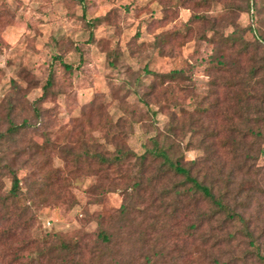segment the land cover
<instances>
[{"label": "rangeland", "instance_id": "374dc122", "mask_svg": "<svg viewBox=\"0 0 264 264\" xmlns=\"http://www.w3.org/2000/svg\"><path fill=\"white\" fill-rule=\"evenodd\" d=\"M103 17L98 26L87 24ZM161 38L169 42L159 44ZM56 57L73 69L64 70ZM260 63L264 0H0V132L10 123L28 124L14 142L0 139V197L14 172L16 207L28 210L17 223L29 225L11 237L0 233L2 264L35 258L58 264L59 240L80 243L82 264H149L151 246H142L136 234L154 212L147 195L138 200L130 186L138 156L155 137L172 143L176 158H217L230 168L234 159L220 141L239 139L235 94L221 80L240 78ZM145 69L181 70L174 96L160 89L147 96L152 78ZM50 73L54 85L41 98ZM249 101L257 108L262 103ZM208 145L214 152H206ZM84 149L109 158L118 149L130 154L122 169L106 172L95 162L76 169L64 160V150ZM256 166L260 174L251 175L258 182L246 198V214L264 252V153ZM121 207L129 212L123 218ZM10 224L2 222L0 232ZM100 227L113 235L108 249L97 239ZM191 247L186 259L162 249L155 264H261L244 259V241L213 249L196 240ZM48 250L52 260L38 257Z\"/></svg>", "mask_w": 264, "mask_h": 264}, {"label": "trees", "instance_id": "16d2710c", "mask_svg": "<svg viewBox=\"0 0 264 264\" xmlns=\"http://www.w3.org/2000/svg\"><path fill=\"white\" fill-rule=\"evenodd\" d=\"M78 1L83 3L86 0ZM104 20L105 17L96 18L93 21H87V24L94 27ZM225 41L233 44L240 42L238 37H228ZM168 42L169 40L165 38L159 40V44L163 45ZM241 47L244 52L247 45L241 44ZM56 60L64 70L69 72L73 69L60 57H56ZM144 74L152 78V82L146 87L148 88L147 96L153 95L157 89L164 94L170 93L172 96L173 87L178 86L183 77L181 70L157 73L145 69ZM243 75L235 80L225 78L221 80L227 92L235 94L234 115L237 125L234 130L239 139L238 141L229 139L220 141L221 148L228 147V153L234 159L230 168H226V165L217 158L189 162L184 161L182 156L176 158L172 143L165 144L164 141L161 143L155 137L150 138L151 148L146 147L144 153L137 158L135 165L138 170L130 185L131 192L138 200L141 199V193L147 195L154 216L142 231H138L137 234L135 232L137 237L134 236V238L136 237L142 246L150 244L153 253L151 258L154 259L149 260V264H155L156 259L165 255L162 249H165L168 255L172 253L186 259L189 255L188 250L192 249L191 246L196 240H199L201 246L209 244L213 249L223 245L229 246L232 243L238 245L240 242H247V248L243 251L244 259L252 257L264 264V252H261L258 238L250 225L245 203L246 198L257 185L258 178L251 175L260 174L256 162L259 155L264 153V149L259 148V144L264 143V92L260 91L261 88L264 89V63L256 67L251 66ZM53 85L54 76L50 73L41 98H44ZM226 97L229 95L227 94ZM251 98L262 101L259 108L250 103ZM141 100L145 105H149L145 97ZM175 122L177 124V121ZM27 127L28 124L25 122L19 125L10 123L3 132H0V139L5 142H14L13 136L20 134ZM170 133L174 135L173 132L170 131ZM247 138L252 140L248 145ZM206 150L207 153L214 152L211 145H208ZM129 154L128 151L118 149L115 156L109 158L102 153L90 154L85 149L83 153L63 151L64 160L72 162L76 169H80L81 165L90 166L95 162L100 170L105 172L114 166L116 170L122 169L123 162ZM56 177L53 183L58 180V176ZM160 184L162 187H159ZM19 192V180L16 174L11 172V188L7 195L0 197V226L2 222H11L5 231L0 232L3 236L11 237L15 235V230L18 228L24 230L29 228L26 220L21 225L17 223L28 212L26 207L20 210L16 207ZM128 213L126 207L120 208L121 218ZM140 226L141 224L133 225V228L140 230ZM112 238L113 235L108 230L100 227L97 239L106 249L111 246ZM54 248L58 252V264H82L80 243L59 240ZM50 254V250L38 251V257L52 260L53 257ZM0 258V264H2L4 256ZM29 264L41 263L35 258L31 259Z\"/></svg>", "mask_w": 264, "mask_h": 264}, {"label": "clouds", "instance_id": "9594fccd", "mask_svg": "<svg viewBox=\"0 0 264 264\" xmlns=\"http://www.w3.org/2000/svg\"><path fill=\"white\" fill-rule=\"evenodd\" d=\"M190 158H194V157H190Z\"/></svg>", "mask_w": 264, "mask_h": 264}]
</instances>
